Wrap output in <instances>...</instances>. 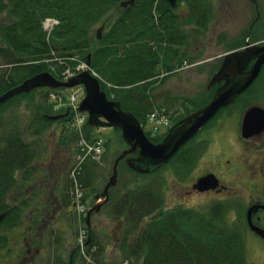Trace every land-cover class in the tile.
<instances>
[{"label": "rangeland", "instance_id": "1", "mask_svg": "<svg viewBox=\"0 0 264 264\" xmlns=\"http://www.w3.org/2000/svg\"><path fill=\"white\" fill-rule=\"evenodd\" d=\"M12 1L0 0V46H6L3 39L7 29L20 22L13 8L17 0ZM122 1L112 3L99 20L89 25L90 53L74 54L67 60L54 59V62L45 57L25 56L21 61L27 60L26 70L49 71L60 81H69L89 70L100 81L101 89L109 99L120 102L123 110L130 111L139 120L151 141L162 142L184 123L189 113L212 100L211 88L220 85V90L228 78L224 74L222 79L215 80V74L224 64L231 63L232 55L245 50V45L250 47L249 41L253 38L248 37V32L256 20L255 29L260 39L264 38L261 23L264 12L257 15L252 0H200L216 8L213 14L209 13L210 19L202 20L201 25L189 21L190 6L185 0H179L175 5L170 2L180 15V21L183 20V32L188 35L186 43L180 46L178 59L172 62L175 69L166 72L160 67L157 69L160 74L150 79L146 88L145 85L138 86L139 83L136 84L138 88L119 87L94 68L92 52L101 45L120 17ZM207 21L210 23L203 25ZM41 25L50 41L60 19L46 17ZM259 36L254 38L258 40ZM1 49L0 80H7V83L0 86V96L35 75H26L24 80L14 83L11 76L15 75L21 62L8 53L4 56L6 53H1ZM89 54L91 65L87 63ZM55 61H59L58 64ZM258 61L260 59L256 63ZM261 66L253 81L259 76ZM114 88L122 89V93H116ZM86 93L85 85L81 83L56 88L40 86L15 94L0 104V123L8 130L20 128L23 138L37 150L29 180L24 183L18 179L19 183L8 192L9 209L20 211L16 220L8 223L6 215L0 223V239L6 241L4 245L0 244V264H19L24 256L30 258L26 264H94L95 258L100 261L96 264H143V255L130 258L125 252L133 244L136 234L144 230L148 219L134 223L127 213L119 212L116 205L124 199L120 205L124 209L125 203L130 201L129 191L142 192L149 186L162 191L166 210L185 207L209 211L215 205L222 207L227 221L245 235L248 264H264V238L251 229L247 219L253 181L246 168L233 167L235 160L242 159L244 151L243 143L236 141L240 121L237 108L231 115V110L227 112L223 119L214 116L209 122L214 125L212 131H206L208 125H205L168 162L151 164L148 172L129 166L128 159L142 167L147 166L139 158V149L130 151L117 164V183L105 193L117 160L132 146L124 139L120 127L89 124L88 112L79 110ZM256 98L264 101V87ZM43 116L50 117L52 122L43 124L47 127L45 131L33 134L36 123L42 122ZM97 120L105 121L103 118ZM236 143L239 144L237 147ZM245 145L249 146V143ZM190 152V158L186 159L185 155ZM228 159H231L229 164ZM85 164L92 175L89 186L81 182L86 175ZM78 172H81V178ZM21 174L17 176L21 178ZM208 174L216 175L226 185H223L224 193L192 192L197 189L194 182ZM258 214L262 216L260 220H256ZM257 215L253 221L264 228V209Z\"/></svg>", "mask_w": 264, "mask_h": 264}, {"label": "trees", "instance_id": "2", "mask_svg": "<svg viewBox=\"0 0 264 264\" xmlns=\"http://www.w3.org/2000/svg\"><path fill=\"white\" fill-rule=\"evenodd\" d=\"M120 1L17 0L13 8L20 22L7 29L3 39L6 46H0V49L4 48L1 49V53H6L4 56L8 53L21 62L15 75L11 76L12 81L18 83L26 75L41 71L26 70L27 60L21 61L23 56L45 57L53 61L90 53L89 25L99 20L112 3ZM185 1L190 6L189 21L198 25L202 21V2ZM50 16L60 19V25L52 31L48 41L41 21ZM179 16L169 0H136L133 5L122 9L101 45L92 52L94 68L119 87L138 88L136 84L139 83L138 86L145 85L146 88L149 80L160 74L157 72L160 67L166 72L175 69L172 62L178 59L180 46L188 39ZM5 83L7 80H0L1 87ZM121 90L114 88L118 94L122 93ZM50 122V117L43 116L42 122L36 123L33 134L45 131L47 127L43 124L49 125ZM190 156L191 152L185 158ZM36 157V147L23 138L20 128L8 130L4 123H0V214L9 211L5 218L9 219L8 223L16 220L20 211L9 209L8 192L19 183L18 179L24 183L29 180ZM83 168L86 175L81 182L89 186L92 175L88 173V165ZM18 173L23 174L21 178ZM128 196L131 197L125 208L121 209L120 205L125 201L122 199L118 203L120 207L116 205L117 210L127 213L134 223L148 219L144 230L136 234L133 244L125 252L130 258L143 255V264H248L245 235L227 221L222 207L215 205L209 211L185 207L166 210L162 191L152 186L142 192L131 190ZM5 242L0 239V244ZM95 259L94 264L100 262Z\"/></svg>", "mask_w": 264, "mask_h": 264}, {"label": "water", "instance_id": "3", "mask_svg": "<svg viewBox=\"0 0 264 264\" xmlns=\"http://www.w3.org/2000/svg\"><path fill=\"white\" fill-rule=\"evenodd\" d=\"M135 2L136 0H124L122 1L121 6L128 7ZM170 2L172 5L176 4V0H170ZM100 36L101 34L99 33V37ZM258 50L263 52L260 61H258L255 66L247 72H240L239 62L250 56V49L246 48L245 50L232 55L231 57L233 58L231 63L224 64L214 76L215 80H218L224 74L228 76L226 83L220 90H218L214 98L206 106L199 108L192 113L184 120V123L178 129L170 133L159 143H154L149 139L139 120L130 111L123 110L120 102L109 99L107 93L101 89L100 81L91 75L89 70L81 72L69 81H60L49 71L35 74L24 80L20 85L1 95L0 104L15 94L29 92L33 88L40 86L56 88L64 86L68 87L78 83L84 84L87 93L80 103L79 110L88 112L89 124L120 127L124 139L132 146L130 150L125 151L117 160L114 175L110 178V181L105 187L106 193L111 186L117 183V164L119 160L124 158L130 151L132 152L139 149V158L142 161H145L144 164L147 166L142 167L141 165H138L136 161L128 159L127 162L129 166L141 172H148L150 171L151 164L168 162L175 156L180 148L187 144V142L207 123H209L223 107L234 102V100L251 84L258 73L259 67L264 61V47L259 48ZM87 63L91 65V54L88 55ZM252 114H254V112L249 111L244 118V134H248L247 131L250 126V117ZM57 117L59 116H55L54 118ZM99 118H103L105 121L98 122L97 119ZM219 182L220 181L216 175L208 174L199 178L195 183L194 188H197L200 191H207L219 186ZM99 197L100 196H97V198ZM107 200L108 196L105 201ZM97 206V208H99V205ZM259 208L264 209V204L252 205L248 210L247 219L251 229L264 238V228L253 221V214L257 212ZM6 215V211L0 214V223Z\"/></svg>", "mask_w": 264, "mask_h": 264}, {"label": "flooded vegetation", "instance_id": "4", "mask_svg": "<svg viewBox=\"0 0 264 264\" xmlns=\"http://www.w3.org/2000/svg\"><path fill=\"white\" fill-rule=\"evenodd\" d=\"M178 1L179 0H176V4ZM252 2L254 4L253 8L255 7L256 14L260 16L264 12V0H252ZM209 6L210 5L203 4L202 2V7H203V8L201 7L203 11L202 20L210 19L208 17L209 13L213 14L216 11L215 7L213 6L209 7ZM123 8H127V7H123ZM262 20H264V18H262ZM257 22L258 21L256 20V23H252V24L250 23L251 26L249 28L248 37L250 36L251 37V38L249 37L250 39L253 38V40L249 41L251 42L250 47L248 46L250 49L249 51L250 56L240 61V65H239L240 72L251 70L255 66L256 61L260 59V57L262 56L263 52L259 51L258 49L264 47V38L260 39L261 36H259L258 30L255 29ZM209 23L210 22L207 21L203 23V25H207ZM261 23H263L264 25V22H261ZM258 36H259V39L258 40L255 39ZM248 47L245 45L244 49ZM259 73L260 74L255 79V81H253L252 84L234 100V102L226 105L218 112V115L216 114L217 118L220 120V119H223L226 113L229 112L230 110H231L230 111V115H231L232 111L235 108L238 109V113H239L238 116L240 117V121L238 123L239 125L238 138L239 139H237L236 141L239 144L243 143L244 151L241 153L242 159L235 160L234 161L235 164H233L234 165L233 167L237 168L238 170L240 168H246L248 177H250V179L253 181V182L251 181L252 183L250 184L251 191H252V198L248 200V204L250 206L254 204H264V101H261L260 99H259L260 101L256 100L257 99L256 97H258L259 93L262 92L263 87H264V63L262 64ZM223 77L224 76H222L220 79H222ZM219 87L218 88L212 87L211 88L212 90L211 89H210L211 91L209 90L212 99L216 95L217 91L219 90ZM238 107H241V108H238ZM249 111H253L254 114H252V116L250 117V126L247 131L248 134H244L242 125L244 122V118ZM193 112L194 111H192L189 114L191 115ZM207 125L208 127L206 131H212V129L214 128V125H212L211 123L206 124V126ZM173 126H175V123L173 124ZM158 142H161V141L160 140L156 141V143ZM237 143H236V147L239 145ZM246 143H249V146H246L245 145ZM239 148L242 149V147L240 146ZM230 160L231 159H228L227 164L231 162ZM195 183L196 182H194V184ZM223 185L225 184L220 180L219 186H217L214 189H210L204 192H201L198 189H194L192 192L197 193V194H200V193L207 194L211 192H217L218 194H221L226 191L225 188H223ZM261 210L263 209L260 208L257 212H255L253 214V218ZM261 218L262 216H259V214L256 216V220H260ZM27 252H29L28 254H30V249H28ZM28 260H30L29 256H24L22 257V260L19 264H26Z\"/></svg>", "mask_w": 264, "mask_h": 264}, {"label": "built area", "instance_id": "5", "mask_svg": "<svg viewBox=\"0 0 264 264\" xmlns=\"http://www.w3.org/2000/svg\"><path fill=\"white\" fill-rule=\"evenodd\" d=\"M50 20H51V19H49V21H50ZM47 26L50 27L51 25L48 24ZM46 28H47V27H46ZM93 146H94V145H93ZM93 146H92V147H93ZM92 147H90V149H91ZM94 147H95V146H94ZM100 152H101V149H100ZM100 152H99V153H100Z\"/></svg>", "mask_w": 264, "mask_h": 264}, {"label": "bare ground", "instance_id": "6", "mask_svg": "<svg viewBox=\"0 0 264 264\" xmlns=\"http://www.w3.org/2000/svg\"><path fill=\"white\" fill-rule=\"evenodd\" d=\"M202 192H204V191H202Z\"/></svg>", "mask_w": 264, "mask_h": 264}]
</instances>
